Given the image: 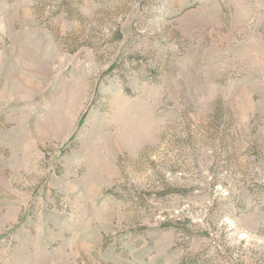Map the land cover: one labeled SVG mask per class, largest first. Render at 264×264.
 <instances>
[{
  "label": "rangeland",
  "instance_id": "rangeland-1",
  "mask_svg": "<svg viewBox=\"0 0 264 264\" xmlns=\"http://www.w3.org/2000/svg\"><path fill=\"white\" fill-rule=\"evenodd\" d=\"M0 264H264V0H0Z\"/></svg>",
  "mask_w": 264,
  "mask_h": 264
}]
</instances>
